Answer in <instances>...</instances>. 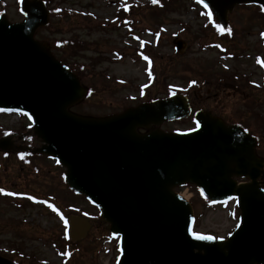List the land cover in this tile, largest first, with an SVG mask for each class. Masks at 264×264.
<instances>
[{
	"label": "water",
	"instance_id": "95a60500",
	"mask_svg": "<svg viewBox=\"0 0 264 264\" xmlns=\"http://www.w3.org/2000/svg\"><path fill=\"white\" fill-rule=\"evenodd\" d=\"M225 27L238 4L264 0H200ZM23 22L0 17V110L32 119L28 136L66 169V184L101 212L120 236L118 264H264V190L258 182L264 158L257 139L198 111V127L168 133L160 126L191 115L187 97L173 95L106 117L72 108L88 95L80 78L35 39L49 22L40 0H23ZM179 49L182 44H178ZM142 131H145L144 133ZM12 136L0 139L11 150ZM237 179H249L239 184ZM195 185L212 202L237 198L240 223L228 240L198 239L193 208L174 192ZM71 240L86 237L90 221L70 216ZM0 264H11L0 257Z\"/></svg>",
	"mask_w": 264,
	"mask_h": 264
},
{
	"label": "rangeland",
	"instance_id": "374dc122",
	"mask_svg": "<svg viewBox=\"0 0 264 264\" xmlns=\"http://www.w3.org/2000/svg\"><path fill=\"white\" fill-rule=\"evenodd\" d=\"M20 1L0 0V13L13 22L22 20ZM45 1L51 17L37 39L50 43L54 54L90 88V96L76 111L107 116L182 92L197 108L213 109L229 122L247 126L259 138V152L264 156V88L254 94L253 101L240 92L250 80L264 86L262 70L255 66L254 56L262 51L256 34L244 33L233 41L217 39L204 30L207 22L215 21L194 0ZM230 21L240 28L245 22H264V12L237 8ZM175 39L185 41L181 53L176 51ZM243 46L256 49L246 54L240 50ZM235 81L238 90L226 86ZM8 121L0 122V135L19 129ZM194 126L188 119L166 123L162 129L183 132ZM7 161L0 173V186L6 189L0 190V255L17 264H116L119 240L109 235L106 224L96 223L90 235L73 246L62 238L70 211L90 219L99 217L97 209L62 185V168L36 160L40 174L35 176L14 157ZM191 192L195 231L217 238L228 235L236 225L235 204H210L194 189Z\"/></svg>",
	"mask_w": 264,
	"mask_h": 264
},
{
	"label": "flooded vegetation",
	"instance_id": "af4514ba",
	"mask_svg": "<svg viewBox=\"0 0 264 264\" xmlns=\"http://www.w3.org/2000/svg\"><path fill=\"white\" fill-rule=\"evenodd\" d=\"M229 23H230V28L232 27L233 29H239V30L245 29L246 31L245 32L242 31V32H244L246 35L256 34L258 36V40H260L262 34H264V22H245L246 25L244 27H241V28L238 27L236 24H234L236 22H229ZM254 28H256V30H257L256 32H253ZM255 49H256V47L255 48H247L246 46L245 47L243 46L240 50H243L247 54V53H250V52H254ZM261 49H262V51L258 52V53H264V47L263 46H261ZM226 86L227 87H233V89L236 88V86H232V85H229V84L226 85ZM245 86H246V88H242L240 90V92L243 93V98L244 99H247V100H250V101L255 100L254 99V94L255 93H259L262 90V87L258 88L254 84H252L251 82H247V84ZM236 90H238V87L236 88ZM216 95L217 94H214V98H215ZM210 111H212L213 113H216L213 109L210 110ZM216 114H218V113H216ZM262 183L264 185V180H262Z\"/></svg>",
	"mask_w": 264,
	"mask_h": 264
},
{
	"label": "snow or ice",
	"instance_id": "6c2138e0",
	"mask_svg": "<svg viewBox=\"0 0 264 264\" xmlns=\"http://www.w3.org/2000/svg\"><path fill=\"white\" fill-rule=\"evenodd\" d=\"M153 3L156 2V0H152ZM219 28V26H217ZM264 35V34H262ZM144 59H147V57H144ZM21 159H23V157L21 156ZM7 195H11V193H7ZM28 199H33L32 197H28ZM49 207H51V205H49ZM198 239H211V237H208V236H198L197 237Z\"/></svg>",
	"mask_w": 264,
	"mask_h": 264
},
{
	"label": "trees",
	"instance_id": "16d2710c",
	"mask_svg": "<svg viewBox=\"0 0 264 264\" xmlns=\"http://www.w3.org/2000/svg\"><path fill=\"white\" fill-rule=\"evenodd\" d=\"M154 8H158V6H154Z\"/></svg>",
	"mask_w": 264,
	"mask_h": 264
}]
</instances>
